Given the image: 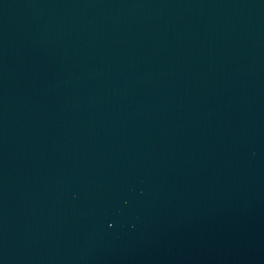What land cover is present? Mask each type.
Here are the masks:
<instances>
[{
	"label": "water",
	"instance_id": "95a60500",
	"mask_svg": "<svg viewBox=\"0 0 264 264\" xmlns=\"http://www.w3.org/2000/svg\"><path fill=\"white\" fill-rule=\"evenodd\" d=\"M0 264H264V0H0Z\"/></svg>",
	"mask_w": 264,
	"mask_h": 264
}]
</instances>
